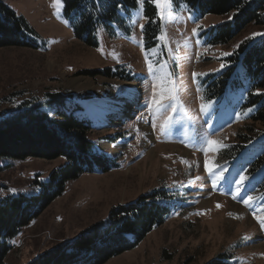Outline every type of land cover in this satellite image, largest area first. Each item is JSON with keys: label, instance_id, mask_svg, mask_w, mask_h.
<instances>
[{"label": "rangeland", "instance_id": "obj_1", "mask_svg": "<svg viewBox=\"0 0 264 264\" xmlns=\"http://www.w3.org/2000/svg\"><path fill=\"white\" fill-rule=\"evenodd\" d=\"M4 1L25 19L32 45L0 47V119L32 106L50 113L73 110L91 120L95 149L113 161L107 171L95 169L66 181L62 194L11 240L4 264H28L73 241L118 207L161 189L159 203L169 209L165 222L104 264H207L220 255L226 264H264V228L253 215H264V168L246 174L260 153L259 142L226 157L225 148L250 122L249 112L239 110L242 91L229 93L222 102L209 101L205 92L207 81L232 65L237 45L259 40L264 35L253 34H264V27L249 24L232 41L219 44L211 30L229 20L231 13L203 16L172 0L161 18L151 3L160 33L155 44L147 46L148 18L143 17L150 0H145L142 12L140 5L129 13L121 10L127 19L124 27L111 36L100 28L97 44L89 46L76 38L63 3L57 11L53 0ZM149 63L154 73L149 72ZM106 68L133 81L96 74ZM159 77L174 89V113L156 112L151 106L154 91L159 99ZM131 83L138 92L131 90ZM105 92H116L114 98L122 103L123 97H131L127 117L99 108L96 100ZM57 95L67 101L59 106L53 100ZM169 115L172 122L162 130ZM209 140L221 147L212 150L217 145L210 146ZM64 164L63 156L50 160L0 156V200L37 194L41 183ZM206 165L223 176L215 186L216 176ZM248 196L255 198L251 206L243 203Z\"/></svg>", "mask_w": 264, "mask_h": 264}, {"label": "trees", "instance_id": "obj_2", "mask_svg": "<svg viewBox=\"0 0 264 264\" xmlns=\"http://www.w3.org/2000/svg\"><path fill=\"white\" fill-rule=\"evenodd\" d=\"M184 3L201 15L232 14L229 20L214 27L213 41L226 44L249 24L264 27V0H174ZM64 16L70 22L77 39L89 46L97 44V34L104 28L110 36L117 27H124L127 19L123 10L137 8L136 0H62ZM145 27L147 46H153L160 33V23L153 20L155 7L146 1ZM27 24L4 0H0V47L30 46L25 32ZM232 65L218 77L207 81L206 98L226 101L229 93H238L239 110L249 112V123L237 132V141L225 148L230 158L254 140L259 142V155L247 175L264 168V36L245 42L231 56ZM108 77L125 78L110 68L99 71ZM259 90V94H257ZM55 96H52V98ZM59 106L67 101L57 95ZM21 108V107H20ZM251 109V111H249ZM90 119L73 110L55 109L53 113L38 106L26 107L0 119V156L25 159L39 157L55 159L63 156L66 164L55 169L33 195H10L0 200V264L12 249L11 240L22 227L38 216L65 189L66 181L95 169L107 171L113 161L95 149L90 133L94 130ZM255 147V146H254ZM230 153V154H228ZM227 158V159H228ZM253 172V173H250ZM161 190L151 192L148 198L113 210L102 222L87 228L76 239L59 245L38 256L28 264H104L141 241L154 227L162 225L169 209L159 203ZM227 257V256H224ZM223 257V258H224ZM222 255L207 264H226Z\"/></svg>", "mask_w": 264, "mask_h": 264}, {"label": "snow or ice", "instance_id": "obj_3", "mask_svg": "<svg viewBox=\"0 0 264 264\" xmlns=\"http://www.w3.org/2000/svg\"><path fill=\"white\" fill-rule=\"evenodd\" d=\"M145 0H137L138 5H140L139 11H143V3ZM152 4L155 5L156 9L158 10V14L160 15L161 18H163L164 11L170 7L172 0H150ZM54 8L59 11V8L62 6V0H53V5ZM117 8L120 10H123L122 5H117ZM147 19V17H143ZM141 29H143V25H140ZM194 35H198V31L196 29L193 30ZM257 35H264V34H259V33H254L253 36ZM163 39V37H161ZM239 47V45H237ZM224 55H230V53H225ZM147 59V57H146ZM225 65L221 64V68H223ZM148 70L149 72L154 73V68L151 63L148 64ZM170 76V74H166V77ZM161 91L159 93V99L156 98L157 93L154 91L153 92V98L151 100V106L155 109L156 112H161L164 110L171 109V111L174 113L177 110V104L174 102L176 100V97L174 95V89H168L167 84H166V78L165 77H159L158 78V85H157ZM257 94H259V90H257ZM165 101H168V103H165ZM206 107V106H205ZM251 111V109H249ZM172 115H169L167 119L164 121V124L161 125V129L163 130L167 126H170L172 122ZM155 127V125H153ZM207 143L211 146L216 144L217 147L213 148L212 150H218L221 145L218 144V142L214 141H207ZM206 170L210 173L216 176V179L213 180V186L216 185L217 181L220 179H223L222 174L214 173L212 167H208L206 165ZM246 179V177H241V180ZM239 183V182H238ZM239 191V189H237ZM254 197L248 196L246 199L243 200V203L247 206H251V203L254 202ZM219 206V205H218ZM253 215L255 218L258 220L260 223L261 227L264 228V215L262 216H257L256 213L254 212Z\"/></svg>", "mask_w": 264, "mask_h": 264}, {"label": "bare ground", "instance_id": "obj_4", "mask_svg": "<svg viewBox=\"0 0 264 264\" xmlns=\"http://www.w3.org/2000/svg\"><path fill=\"white\" fill-rule=\"evenodd\" d=\"M129 85L131 87V90L138 92L139 88L136 86V84L131 83ZM115 93L112 92V94H106L105 92L104 95H101L102 96L101 99L96 100L97 102H99V108L101 107L105 111H108L109 113H113L114 116L127 117L131 108L130 105L131 97H129L128 95L123 97V103H122L119 101L120 98H114ZM107 97L109 98L107 99ZM107 119H108L107 117H104L105 121H107Z\"/></svg>", "mask_w": 264, "mask_h": 264}]
</instances>
